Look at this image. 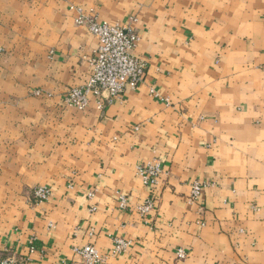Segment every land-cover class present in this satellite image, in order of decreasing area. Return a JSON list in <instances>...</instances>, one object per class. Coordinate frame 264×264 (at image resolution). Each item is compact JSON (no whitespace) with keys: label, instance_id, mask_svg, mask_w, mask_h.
Instances as JSON below:
<instances>
[{"label":"crops","instance_id":"1","mask_svg":"<svg viewBox=\"0 0 264 264\" xmlns=\"http://www.w3.org/2000/svg\"><path fill=\"white\" fill-rule=\"evenodd\" d=\"M71 5L137 19L145 79L103 109L64 101L99 47ZM89 244L105 264H264V0H0V261L82 264Z\"/></svg>","mask_w":264,"mask_h":264},{"label":"built area","instance_id":"2","mask_svg":"<svg viewBox=\"0 0 264 264\" xmlns=\"http://www.w3.org/2000/svg\"><path fill=\"white\" fill-rule=\"evenodd\" d=\"M70 10L77 14L75 23L78 26L87 27L89 32L97 38L99 47L89 60L90 76L87 82L81 87L69 90L64 101L68 107L84 111L89 105L90 97H95L98 107L103 109L107 104L122 99L128 90L137 89L145 79L148 64L144 59L134 54L139 36L133 29L132 23L137 19L133 18L130 23L125 25H112L99 21L94 14L85 13L79 6L71 5ZM150 95L158 96L154 89H150ZM136 172L143 185L151 191L146 202L137 207L139 213L145 216L154 209L153 191L159 184L164 168L159 160H155L138 165ZM205 186L200 182L193 183L191 191L193 201H197L202 196ZM51 195L52 192L49 188L38 187L34 192V202L36 204L47 202ZM90 197H93V194H90ZM120 205L122 208H126L127 199L125 197H121ZM95 210L96 208L93 207L92 211ZM131 244L130 241L123 238H115L111 255L115 256L125 252ZM30 249L31 253L34 252L32 245ZM74 253L82 259V264H105L109 256L101 253L91 244L74 248ZM185 257L184 251H178L179 259H185ZM0 264H15V260L7 258L0 261ZM63 264L69 263L64 262Z\"/></svg>","mask_w":264,"mask_h":264}]
</instances>
